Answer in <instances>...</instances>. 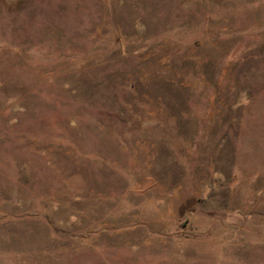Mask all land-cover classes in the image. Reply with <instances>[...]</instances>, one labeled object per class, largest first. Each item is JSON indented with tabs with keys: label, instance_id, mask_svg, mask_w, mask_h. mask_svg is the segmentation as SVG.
Instances as JSON below:
<instances>
[{
	"label": "rangeland",
	"instance_id": "1",
	"mask_svg": "<svg viewBox=\"0 0 264 264\" xmlns=\"http://www.w3.org/2000/svg\"><path fill=\"white\" fill-rule=\"evenodd\" d=\"M0 264H264V0H0Z\"/></svg>",
	"mask_w": 264,
	"mask_h": 264
}]
</instances>
